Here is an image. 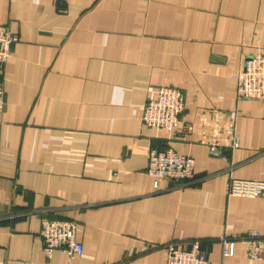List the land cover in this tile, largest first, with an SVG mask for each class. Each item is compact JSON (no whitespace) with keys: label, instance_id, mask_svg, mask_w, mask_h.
Wrapping results in <instances>:
<instances>
[{"label":"crops","instance_id":"crops-1","mask_svg":"<svg viewBox=\"0 0 264 264\" xmlns=\"http://www.w3.org/2000/svg\"><path fill=\"white\" fill-rule=\"evenodd\" d=\"M0 26L17 36L0 73V264H166L193 241L213 264H264L242 239L264 236V190L228 195L230 179L264 183V101L236 97L264 53V0H0ZM161 86L184 96L174 141L141 120ZM150 148L193 158L194 180L156 189ZM44 219L73 221L82 254L45 257Z\"/></svg>","mask_w":264,"mask_h":264},{"label":"built area","instance_id":"built-area-1","mask_svg":"<svg viewBox=\"0 0 264 264\" xmlns=\"http://www.w3.org/2000/svg\"><path fill=\"white\" fill-rule=\"evenodd\" d=\"M17 36L7 27L0 26V73L3 72L10 56L11 46ZM236 97L238 101H264V53H254L247 57L237 75ZM4 106V92L0 81V114ZM184 111L183 93L175 88L161 86L155 96L143 105L141 120L147 127L163 129L171 133V141L178 136L177 129ZM208 146V154L213 158L222 157L224 145L218 138L200 140ZM237 138L234 136L230 147L235 148ZM193 158L177 153L171 148H150L147 156L146 174L153 179L158 189L163 179H170L181 185L194 180ZM264 190V183L241 179H230L228 195L238 197H255ZM77 226L73 221L63 219H44L40 225L42 252L49 258L54 251L65 255L69 260L82 254V245L76 239ZM246 242V254L250 259H257L264 253V236L250 231L242 238ZM234 241L222 238L223 256L232 254ZM166 264H213L201 251L200 243L193 241L188 248L182 249L176 244L167 246Z\"/></svg>","mask_w":264,"mask_h":264}]
</instances>
